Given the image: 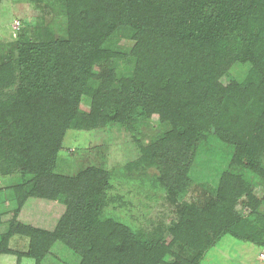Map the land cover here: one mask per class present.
Wrapping results in <instances>:
<instances>
[{
	"label": "trees",
	"instance_id": "1",
	"mask_svg": "<svg viewBox=\"0 0 264 264\" xmlns=\"http://www.w3.org/2000/svg\"><path fill=\"white\" fill-rule=\"evenodd\" d=\"M113 3L121 13V20L126 21L127 32L119 28L113 14L104 22L94 20L86 17V10L80 12L70 3L71 21L75 17L85 27L90 23V31L96 36L93 45L89 46L84 39V29L70 25L65 44L53 47L26 42L16 60L18 103L30 101L35 108L45 100L75 98L85 88L90 96V111L77 114L76 108H70L71 113L60 115L58 106H48L41 114H50L47 124L34 121L38 114L23 113L20 103L13 106L3 102L0 108L11 120L5 118L3 122H9L10 127L4 129L0 125V130L6 131L10 145L20 147L22 181L13 188L19 201L29 196L54 199L61 194L69 199L54 231L47 233V248L55 240L66 243L78 257L73 264H159L178 242L190 245L191 250L209 247L216 230L213 228L208 242L203 243L199 234L204 233L196 227V218L184 216L188 221L170 227L164 238L140 244L127 226L101 219V212L108 206L103 192L106 180L97 179L95 183L93 175L87 172L74 178L54 174L61 136L68 127L87 129L99 122H133L137 109L155 122H168L174 129L173 135L183 137L176 142L181 145L169 146L167 133L162 132L142 148L144 160L156 166L161 182L168 187L175 170L182 165L179 158L200 141L202 129L211 126L228 129L229 125L224 127L223 121L232 116L231 128L240 144L237 163L264 177L260 162L264 155V0H114ZM125 38L133 42L128 54L134 65L131 76L115 79L110 70L105 75L99 74L102 81L97 87L87 84L94 66L99 67L110 56L121 55L118 44ZM234 62L250 64L241 82L228 72ZM222 77L227 81L223 82ZM113 80L121 82V87ZM214 105L220 108H212ZM251 110L254 114L249 113ZM248 118H252L256 131L250 139L247 135L251 131L248 133L242 123ZM61 121L64 123L60 124ZM169 148L175 151L172 155ZM149 153L154 155L149 157ZM10 154L0 151V171L5 172L4 168L16 157L14 152ZM226 188L219 187L220 199L224 192L233 196ZM242 192L249 208L244 219L247 226L237 228L236 220L223 216L229 221L221 229L264 244V236L252 234L257 220L264 221V215L258 212L252 192L248 189ZM12 224L18 227L17 232L30 238L28 252L18 255L40 264L45 237L38 240L37 232L30 227L17 221ZM10 235L12 232L1 236L0 255L9 252L1 244ZM172 264L197 263L179 258Z\"/></svg>",
	"mask_w": 264,
	"mask_h": 264
},
{
	"label": "rangeland",
	"instance_id": "2",
	"mask_svg": "<svg viewBox=\"0 0 264 264\" xmlns=\"http://www.w3.org/2000/svg\"><path fill=\"white\" fill-rule=\"evenodd\" d=\"M113 2L114 0H0V107L9 103L18 106L20 103L23 105L20 107L23 113L26 111V114H38L34 118L38 119L33 120L47 124L50 114H41L48 106H58L57 113L60 115L71 113L70 108H76L74 111L77 114L88 113L91 102L85 88L75 96L76 99L62 97L48 102L45 100L35 108L30 101L18 103L15 96L18 87V51L26 42L42 46L49 44L53 47L65 44L69 39L70 25L72 28L84 29L83 37L92 46L96 36L90 31V23L86 22L85 27L75 17L71 21L68 13L70 3H74L80 12L86 10V17L94 20L104 22L109 14H113V20L121 26L119 28L127 32L126 21L121 20V13L116 11ZM101 29L105 30L102 26ZM132 44L129 38L121 40L118 44L121 55L110 56L100 62L99 67L94 66L89 72L87 84L97 87L102 81L99 74L105 75L110 70L115 79L131 76L134 65L128 54ZM249 68V63L234 62L228 67V72L241 82ZM222 78L223 82L227 81L225 77ZM113 82L121 87L118 80ZM226 105L224 102L223 106ZM62 106H65L63 110ZM212 108L219 109L220 106L214 105ZM249 113L254 114V111ZM5 118L11 120L0 108V125L7 129L10 126L9 122H3ZM232 121V116L223 121L224 127L229 125L228 129H216L213 126L202 129L200 141L188 152L189 155L184 153L179 158L182 165L175 170L173 181L168 187L161 182L156 166L144 160L142 148L162 132L167 133L165 137L172 147L183 137L173 135L174 129L170 123L155 122L139 114L138 109L134 113L133 122H99L87 129L66 128L61 136L53 172L69 178L87 172L93 175L95 183L97 179L106 180L107 186L103 185V192L105 191L108 206L101 212V219L127 226L140 244L148 245L156 239L164 238L170 227L188 221L184 216L196 218V227H200L205 234H199L203 243L208 242L207 236L213 228L216 230L209 247L191 250L190 245L178 242L159 264H172L179 258L195 260L197 264H264V244L245 240L221 229V225L229 221L225 217L236 220L237 228L244 229L247 226L248 222L244 219L249 208L242 192L247 189L255 198L258 212L264 215V177L237 163L236 155L240 151V144L235 136L236 131L234 134L231 128ZM242 123L248 133L251 131L247 135L250 139L256 133L254 122L252 118H248ZM5 134L6 131L0 130V151L8 156L14 152L16 157L9 167L4 168L5 172L0 171V239L12 232V235L7 236V241L2 240L1 248L9 249V252L0 255V264H34V259L18 255L19 252H28L30 238L17 232L18 227L12 224L14 221L36 231L38 238L45 237L46 244L41 246L40 264L75 263L78 257L61 240H55L47 248V233L54 231L59 218L67 209L69 199L61 194L54 199L29 196L22 202L19 201L13 188L22 181L18 157L21 155L20 147L10 145ZM170 151L171 155L175 152L174 149ZM151 155L154 153H149V157ZM260 162L264 166V155ZM221 185H225L233 196L224 192L220 199ZM232 198H235L233 202L230 201ZM256 225L252 234L256 237L264 236V221L257 220Z\"/></svg>",
	"mask_w": 264,
	"mask_h": 264
}]
</instances>
